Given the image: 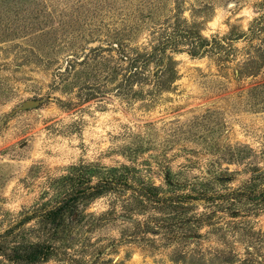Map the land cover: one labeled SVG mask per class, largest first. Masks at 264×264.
<instances>
[{"label": "rangeland", "instance_id": "rangeland-1", "mask_svg": "<svg viewBox=\"0 0 264 264\" xmlns=\"http://www.w3.org/2000/svg\"><path fill=\"white\" fill-rule=\"evenodd\" d=\"M178 1L207 9L210 37L247 29L262 0H0V264L29 243L49 248L37 264H264V70L237 81L178 54L151 110L66 71L94 46L142 45Z\"/></svg>", "mask_w": 264, "mask_h": 264}, {"label": "trees", "instance_id": "trees-1", "mask_svg": "<svg viewBox=\"0 0 264 264\" xmlns=\"http://www.w3.org/2000/svg\"><path fill=\"white\" fill-rule=\"evenodd\" d=\"M182 2H176L171 16L152 28L142 45H130L125 41L94 46L86 51L82 60H71L72 66L67 67L66 71L70 72L77 66L87 68L101 89L116 86L119 95L129 105L138 98L147 99L144 104L147 110L156 107L164 94L175 90L174 84L180 80L175 59L178 54H187L193 59L207 58L221 76L235 78L237 81L255 79L262 74L264 0L258 4L259 10L247 29L234 26L226 34L210 37L203 35L205 23L210 18L207 9L194 10L190 18H187L184 16ZM237 44H242V48H238ZM95 87L91 85L89 92L96 91ZM94 93L90 95L94 96ZM105 190L109 188L103 182L76 188L45 216L52 217V221L60 220L66 213H74L80 199L98 196ZM146 197L158 203L182 202L176 201L173 196L164 198L155 193L147 194ZM9 234L10 230L0 234V241H4ZM48 256L49 248L45 243H29L15 248L10 255L12 259L18 260L13 259L14 262L24 264L42 263L47 261Z\"/></svg>", "mask_w": 264, "mask_h": 264}]
</instances>
